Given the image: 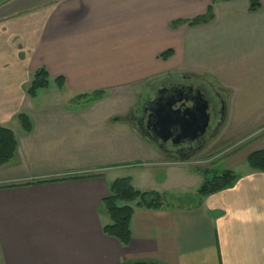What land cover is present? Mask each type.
Masks as SVG:
<instances>
[{
  "label": "crops",
  "instance_id": "1",
  "mask_svg": "<svg viewBox=\"0 0 264 264\" xmlns=\"http://www.w3.org/2000/svg\"><path fill=\"white\" fill-rule=\"evenodd\" d=\"M258 1L255 12L249 0H11L0 8V127L17 144L0 167V264H264V173L246 164L264 151V101L247 97L264 81ZM209 9L211 21L188 25ZM39 68L71 97L33 104L26 91ZM141 75L156 76L143 89L170 79L231 89L238 125L230 130L226 105L222 131L195 159L161 165L150 142L111 123L128 97L109 92ZM93 91L104 98L74 109V96ZM246 107L256 108L247 118ZM214 165L236 180L200 197L203 172L220 174H209ZM120 178L163 200L157 210L131 206L126 246L103 233V202Z\"/></svg>",
  "mask_w": 264,
  "mask_h": 264
},
{
  "label": "trees",
  "instance_id": "2",
  "mask_svg": "<svg viewBox=\"0 0 264 264\" xmlns=\"http://www.w3.org/2000/svg\"><path fill=\"white\" fill-rule=\"evenodd\" d=\"M259 7L260 4L258 0H249V12H255ZM211 19L212 15L209 9L205 16L191 20L188 22V25L193 27L207 24ZM171 56L172 53L168 51L162 53L159 58L162 61H166ZM55 84L59 89L63 87L61 78L55 79ZM48 86V74L44 68H39L34 72L26 93L33 99L36 97L38 91L47 90ZM215 92L223 96L224 103L227 101L220 92V89H216ZM104 96V91H94L90 94L80 95L75 99L90 104L100 101ZM16 120L22 131L25 133L31 131V123L26 114H18ZM16 147L17 144L14 134L10 130L0 127V167L7 164L13 158ZM246 164L250 170L264 173V151L249 155L246 159ZM203 175L204 181L197 190V195L203 198L230 188L236 180V176L230 171H224L210 178L207 177L206 172H203ZM162 201V197L156 192H139L134 190L129 178L115 180L109 187V197L103 202V206L110 221L109 225L103 227V233L108 237L116 239L123 246L128 245L130 239L129 224L133 213V208L131 206L134 205L136 208L157 210L162 207Z\"/></svg>",
  "mask_w": 264,
  "mask_h": 264
},
{
  "label": "flooded vegetation",
  "instance_id": "3",
  "mask_svg": "<svg viewBox=\"0 0 264 264\" xmlns=\"http://www.w3.org/2000/svg\"><path fill=\"white\" fill-rule=\"evenodd\" d=\"M11 0H0V8L6 5ZM150 91L148 92V94ZM199 94L208 104L207 114L209 116L208 126L204 134L198 139L190 142L189 138L180 141L178 146H173L170 141L161 144L158 139L149 135L152 122L148 124L150 102L156 98L162 102L171 99L173 101L180 100V104L185 103L184 107L189 105L190 99L197 97ZM180 104H177L179 106ZM224 117V99L223 96L215 92L205 84H201L195 80H184L183 82H165L155 90L153 98L143 99V103L132 108L126 116V122L131 124L136 129L139 136L154 145L164 156L173 158H189L192 154L202 149L207 142L216 134ZM175 135V132H173Z\"/></svg>",
  "mask_w": 264,
  "mask_h": 264
},
{
  "label": "rangeland",
  "instance_id": "4",
  "mask_svg": "<svg viewBox=\"0 0 264 264\" xmlns=\"http://www.w3.org/2000/svg\"><path fill=\"white\" fill-rule=\"evenodd\" d=\"M134 76H128V83L127 85H125L124 87H122V89H113L112 91H110L109 93L113 96L114 94H118L120 93V91L124 92L127 97H128V107L127 109L125 107L121 109H118L119 112L111 118V123L114 125V124H117L118 122H120V127L121 128H126L127 126V130L129 133H132L134 134L133 136L134 137H141L142 136H139L138 132L136 131L135 128H133V126L129 123H127L126 121V116L129 114V112L132 110V108L139 106V103H143V99L147 97L149 98H153L154 96V92L156 89H158L160 87V85L162 83H165V82H183L184 80H180L179 79L178 81L177 80H168V81H163L157 85H151L148 89L146 88H142L145 84H148V80L150 81L152 77H156V76H151V75H141V76H136L135 78H133ZM181 77V76H180ZM199 83L201 84H205L206 86L210 87L211 89H214V91L217 89L215 86H213L210 82L208 81H204V80H199L198 81ZM258 86H259V89H255L253 90L252 89V92L247 96V97H250L249 101H264V88L260 87V84L264 86V81L260 82V83H256ZM49 88L47 90H40L37 92V96L35 99H31V101L33 102V104H36V105H39V104H42V103H45L46 100H50L52 101V99H59V98H67V97H71V93L67 92V91H64L62 88L59 89L55 82L53 80L50 81V86H48ZM216 88V89H215ZM143 89V92L142 94H140L141 90ZM148 91H150V93L148 94ZM94 92V91H93ZM218 92V91H217ZM220 92L224 95V98L225 100L228 101L229 99V104H230V100H232L233 98V91L230 89L229 91H224V90H220ZM92 92H81L79 93L78 96L80 95H84V94H90ZM145 93V94H144ZM74 95V94H73ZM72 95V96H73ZM77 95L74 96V100H76L75 98L78 97ZM226 101V102H227ZM98 102V101H97ZM225 102V109L227 110V107L226 105L228 106V116L230 115V117L228 118L229 121H228V124L230 126V130L234 127H236L238 124L235 123L236 120L233 121L234 118L237 117V107L233 106L230 104L228 105L227 103ZM96 103V102H94ZM94 103H86L82 100H80V102L78 103H75L73 106H74V109H77V110H83V109H86V108H89V106L93 105ZM77 104V105H76ZM120 104V103H119ZM119 104L117 102H114V103H111L107 109H113L114 108H118L119 107ZM71 105V104H70ZM83 105V106H81ZM81 106V107H79ZM60 108L61 110L63 111H68L70 110L71 108L69 107H58ZM247 109H245L246 112H242L243 117L247 118V116L249 115H252V111L256 108H253V107H246ZM122 111V112H121ZM122 122V123H121ZM225 122H226V118H225V111H224V117H223V121L219 127V129L217 130L216 134L211 138V140L209 142H207L205 144V146L209 145L210 142H212L219 134L220 132L222 131L224 125H225ZM127 123V124H125ZM227 124V125H228ZM246 125V124H244ZM250 126H251V123H250ZM225 132H229V129H225ZM154 145L150 146L152 148V150L158 154L157 157H159L160 161L163 163L161 165H171V164H175L177 160L179 161H192L193 159L196 158L197 154H192L189 158H173V157H167V156H164L155 146L153 147ZM204 146V147H205ZM91 148H92V144H91ZM93 149V148H92ZM97 153H98V150H97ZM195 163H196V160H195ZM201 165L199 164H194V167H200ZM221 165H214L212 168H211V171L212 172H209L210 175L212 174H218L220 171H221ZM221 173V172H220ZM93 173L91 172H87V173H77V174H74V175H71V177H82V176H85V175H92Z\"/></svg>",
  "mask_w": 264,
  "mask_h": 264
},
{
  "label": "water",
  "instance_id": "5",
  "mask_svg": "<svg viewBox=\"0 0 264 264\" xmlns=\"http://www.w3.org/2000/svg\"><path fill=\"white\" fill-rule=\"evenodd\" d=\"M196 96L195 100L194 98L190 99L187 107H184L185 103L180 104V100L167 99V101L162 102L154 98L150 102L147 119V127L152 122V126L148 127L151 132L149 135L158 139L161 144L170 141L173 146H178L180 141L186 138H189V141L192 142L201 137L209 122L208 104L201 95L197 94ZM177 104L180 105L177 106ZM173 132H175V135ZM136 264L152 263L142 262Z\"/></svg>",
  "mask_w": 264,
  "mask_h": 264
}]
</instances>
